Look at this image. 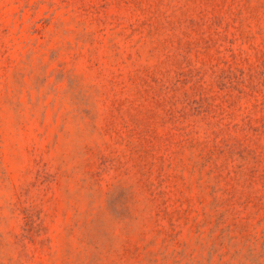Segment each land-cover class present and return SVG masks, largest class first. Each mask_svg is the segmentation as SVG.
<instances>
[{
  "label": "rangeland",
  "instance_id": "rangeland-1",
  "mask_svg": "<svg viewBox=\"0 0 264 264\" xmlns=\"http://www.w3.org/2000/svg\"><path fill=\"white\" fill-rule=\"evenodd\" d=\"M0 264H264V0H0Z\"/></svg>",
  "mask_w": 264,
  "mask_h": 264
}]
</instances>
